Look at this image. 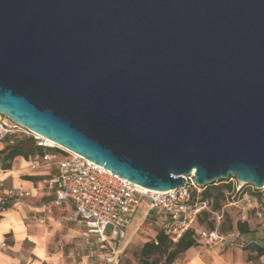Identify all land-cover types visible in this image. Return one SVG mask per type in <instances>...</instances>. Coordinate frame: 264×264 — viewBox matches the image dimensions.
<instances>
[{"label": "water", "instance_id": "95a60500", "mask_svg": "<svg viewBox=\"0 0 264 264\" xmlns=\"http://www.w3.org/2000/svg\"><path fill=\"white\" fill-rule=\"evenodd\" d=\"M0 116L151 191L264 189V0H0Z\"/></svg>", "mask_w": 264, "mask_h": 264}, {"label": "built area", "instance_id": "2783aa9c", "mask_svg": "<svg viewBox=\"0 0 264 264\" xmlns=\"http://www.w3.org/2000/svg\"><path fill=\"white\" fill-rule=\"evenodd\" d=\"M17 133L32 136L35 146L44 149L50 146L48 140L0 116V142ZM53 146L64 153L45 152L34 159L36 166L54 167V173L43 181L54 193L52 203L72 207L70 219L81 224L83 233L93 238L92 244L98 248L101 264H119L125 229L140 206L147 207L146 213L153 212L159 216L160 230L172 242L194 228L202 213L212 212L210 201L201 195L204 187L196 182L193 173L185 175L184 182L177 188L151 191L79 154ZM29 195L25 190L7 189L0 198V216L9 206L19 204ZM197 229L199 237L206 243H221L229 247L244 245L245 234L238 230L222 233L217 227Z\"/></svg>", "mask_w": 264, "mask_h": 264}, {"label": "rangeland", "instance_id": "374dc122", "mask_svg": "<svg viewBox=\"0 0 264 264\" xmlns=\"http://www.w3.org/2000/svg\"><path fill=\"white\" fill-rule=\"evenodd\" d=\"M10 140H18L25 147L34 146V138L25 133H17L16 135H8L0 143L1 147L10 144ZM54 144V143H53ZM49 144L53 149H60ZM32 159V156L30 157ZM39 176L42 179L41 190L49 191V194L42 195L38 200L23 199L19 205H24L28 210L37 212L32 216V220L39 224H48L47 216L52 214L58 207L52 203L54 193L47 188V184L43 180L48 179L54 173V167L42 166ZM42 172V173H41ZM47 174V175H46ZM45 176V177H44ZM215 185L211 187V195L214 200L210 202V209L214 213H206L202 216L198 228L209 229L211 226L219 228L222 233H227L230 230H238L237 223L246 221L250 232L245 233L244 245L229 247L228 245L209 244L200 237L195 238V248L197 253L188 254L184 251L180 254L172 264H184L198 257L206 258L210 264H226L228 258H240L256 251L257 245L264 246V189L256 188L252 184L238 182L235 177L221 181H216ZM2 191V190H1ZM4 191L1 192V195ZM40 207V209H37ZM44 212L45 215H38V212ZM146 206H140L134 217L126 227V235L123 251L119 257V264H145L141 259L139 252L145 242L152 241L157 233L160 231V219L155 214L148 212ZM37 214V215H36ZM73 216V211L63 214L60 218H55V223L59 225L68 224V226H76L80 229L79 236L72 239L59 238L58 234L53 236L55 239L50 246L54 253L60 251L59 258H54L49 263L44 264H101L98 256V248L92 244L93 239L83 233V229L77 221L70 219ZM130 232H129V231ZM109 230H107V233ZM61 240V242H60ZM8 239H5L6 244ZM1 243V247H4ZM156 258V260L163 261L162 256L154 254L149 261Z\"/></svg>", "mask_w": 264, "mask_h": 264}, {"label": "crops", "instance_id": "0c3cea01", "mask_svg": "<svg viewBox=\"0 0 264 264\" xmlns=\"http://www.w3.org/2000/svg\"><path fill=\"white\" fill-rule=\"evenodd\" d=\"M3 148L4 146H0V198L10 188L28 191L30 195L23 199L38 200L40 196L48 195L49 191L45 192L40 189L43 178L39 176V173L43 167L36 166L34 161L39 155H32V159L30 158L31 156L26 159L22 156L15 157L9 162L8 169H2L3 154L1 151ZM1 190L4 191L3 195H1ZM37 209L41 210L40 207H37ZM71 211L73 209L69 204L58 206L52 214L47 216L49 220L48 224H39L31 219L37 212L33 213V211L28 210L24 205L9 206L0 216V264H44L51 262L54 258L58 259L61 252L56 251L53 253L51 251L52 247L50 244L55 240L53 236L58 234L62 240L63 238L69 239V237L72 239L80 234V229L76 226H68L66 223L64 225L55 223V218H60L63 214ZM146 212L144 216L147 214ZM38 215H45V213L43 211L38 212ZM155 215L158 216L157 214ZM81 227L84 230L82 225ZM5 239H8V241L4 247H1V243ZM197 251L195 247H191L186 252L191 254L197 253ZM184 264L210 263L206 258L198 257L197 260L193 259ZM226 264H264V253L258 254L256 249L250 256L228 258Z\"/></svg>", "mask_w": 264, "mask_h": 264}, {"label": "trees", "instance_id": "16d2710c", "mask_svg": "<svg viewBox=\"0 0 264 264\" xmlns=\"http://www.w3.org/2000/svg\"><path fill=\"white\" fill-rule=\"evenodd\" d=\"M1 152L3 154L2 169H8L10 165L9 162L13 158L18 156H22L26 159L34 154H37L39 156L43 155L45 152H53L61 155L64 153L63 150L61 151L60 149H53L51 147H47L46 149L35 145L31 148L25 147L18 140H15V142H13V140H10V144H6ZM214 185L215 184L213 183L209 186L204 187L201 193L202 198L208 199L210 202L214 200V197L211 195V187ZM204 215L207 214L205 212L202 213V215H200L197 219L196 226L187 230L176 242H172L171 240H169L160 230L152 241L145 242L142 245V248L139 252L141 259L145 264H172L180 254L197 245L195 244V238L197 236L199 237L197 228L199 227L200 219ZM212 228L213 226H211L209 229ZM237 228L245 233L250 232V227H248L246 221L237 223ZM256 249L258 254L264 253V246L257 245ZM154 254H159L160 256H162L163 261L156 260V258L152 259V261H149V259Z\"/></svg>", "mask_w": 264, "mask_h": 264}, {"label": "bare ground", "instance_id": "6f19581e", "mask_svg": "<svg viewBox=\"0 0 264 264\" xmlns=\"http://www.w3.org/2000/svg\"><path fill=\"white\" fill-rule=\"evenodd\" d=\"M48 143H49V144H53V143H52L51 141H49V140H48Z\"/></svg>", "mask_w": 264, "mask_h": 264}]
</instances>
